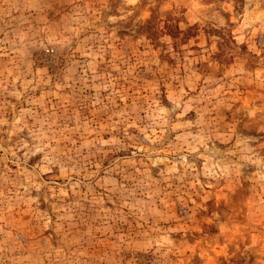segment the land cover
Wrapping results in <instances>:
<instances>
[{
  "label": "rangeland",
  "instance_id": "rangeland-1",
  "mask_svg": "<svg viewBox=\"0 0 264 264\" xmlns=\"http://www.w3.org/2000/svg\"><path fill=\"white\" fill-rule=\"evenodd\" d=\"M0 264H264V0H0Z\"/></svg>",
  "mask_w": 264,
  "mask_h": 264
}]
</instances>
